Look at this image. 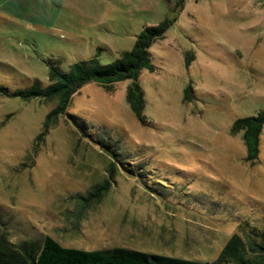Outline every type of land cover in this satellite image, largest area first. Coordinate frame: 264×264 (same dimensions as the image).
Instances as JSON below:
<instances>
[{
    "label": "rangeland",
    "instance_id": "374dc122",
    "mask_svg": "<svg viewBox=\"0 0 264 264\" xmlns=\"http://www.w3.org/2000/svg\"><path fill=\"white\" fill-rule=\"evenodd\" d=\"M45 1L35 16L0 9V231L16 244L49 236L209 263L234 234L264 232V125L255 160L231 132L264 107V0ZM165 20L139 77L143 121L125 102L128 81L89 83L33 148L56 102L10 94L46 88L48 61L64 72L112 63Z\"/></svg>",
    "mask_w": 264,
    "mask_h": 264
},
{
    "label": "trees",
    "instance_id": "16d2710c",
    "mask_svg": "<svg viewBox=\"0 0 264 264\" xmlns=\"http://www.w3.org/2000/svg\"><path fill=\"white\" fill-rule=\"evenodd\" d=\"M170 25L171 22L165 20L155 26L144 27L136 36L132 48L106 65H100L97 58L93 57L72 64L68 71L64 72L59 69L57 61H48L49 84L46 88L42 89L35 82L28 89L10 94L23 100L41 99L45 103L56 102L55 108L46 117L41 133L34 140L33 148L37 146V142L44 140L49 126L54 124L60 115L65 114L72 97L89 83H95L105 91L111 92L113 85L128 81L125 102L135 118L143 121L144 98L139 86V77L142 71L153 70L150 47L156 40L163 38ZM0 95L9 94L4 87H0ZM68 118L82 131L73 116ZM263 125L264 107L256 116L238 119L232 125V134L242 132L249 160H255L257 157ZM111 172L112 169L108 175ZM108 190L109 183L105 180L102 184L92 187L86 196H78V199L83 205L98 202ZM249 231L251 232L242 233L243 236H231L217 259L211 263L147 254L121 247L95 251L65 248L49 236L44 237L42 242L27 240L16 244L8 239L6 233L0 231V264H264V232L253 229Z\"/></svg>",
    "mask_w": 264,
    "mask_h": 264
},
{
    "label": "crops",
    "instance_id": "0c3cea01",
    "mask_svg": "<svg viewBox=\"0 0 264 264\" xmlns=\"http://www.w3.org/2000/svg\"><path fill=\"white\" fill-rule=\"evenodd\" d=\"M45 2L49 3V0ZM34 3L35 0H0V9L14 16H19L20 14L28 12L32 13V15L35 16L40 7L33 6Z\"/></svg>",
    "mask_w": 264,
    "mask_h": 264
}]
</instances>
